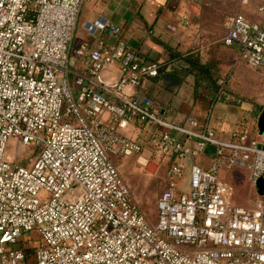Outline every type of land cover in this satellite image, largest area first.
I'll use <instances>...</instances> for the list:
<instances>
[{
    "label": "built area",
    "instance_id": "2783aa9c",
    "mask_svg": "<svg viewBox=\"0 0 264 264\" xmlns=\"http://www.w3.org/2000/svg\"><path fill=\"white\" fill-rule=\"evenodd\" d=\"M83 2L0 0V264H29V248L34 264H264V204L232 203L221 176L242 168L255 187L264 175L263 142L247 129L223 141L193 116L172 124L151 97L127 93L158 76L160 64L132 49L102 16L85 29L114 40L79 46L87 67L73 89L68 51ZM223 27L224 46L247 67H264L261 24L235 13ZM113 65L119 75L107 78ZM130 123L161 128L151 149L167 162L155 223L112 160L143 151L120 132ZM208 145L210 164H190L181 190L187 161ZM27 147L35 156L25 165L16 149Z\"/></svg>",
    "mask_w": 264,
    "mask_h": 264
},
{
    "label": "crops",
    "instance_id": "0c3cea01",
    "mask_svg": "<svg viewBox=\"0 0 264 264\" xmlns=\"http://www.w3.org/2000/svg\"><path fill=\"white\" fill-rule=\"evenodd\" d=\"M251 2L256 9L246 12L245 17L264 27V11H260V8L264 9V0ZM98 16L117 25L120 37L132 49L148 60L158 62L166 71L154 78L145 79L136 89L126 88L127 93L151 97L157 114L172 124L186 125L187 117L193 116L212 127L218 138L223 141H228L242 129H247L251 136L257 137L264 145V139L257 135L254 128L264 104L258 100L243 98V95L246 97L248 94L245 91L246 77L240 69L241 66H247L239 59L235 48L224 45L221 48L222 53L229 55L228 60L223 61V67L229 68L230 74L228 79H218L220 88L217 93L208 88V82L197 81L194 73L182 72L189 69V66L183 63L181 58L187 54L199 53L200 36L208 38V31L202 28L198 0H84L68 51L69 80L73 89L76 88L75 76L84 73L87 67V59L76 54L79 46H92L98 40H114L105 30L91 35L85 29L86 23ZM247 69L255 74V80L250 77V81L256 84L264 83V67ZM167 72H175L174 77L166 74ZM104 74L111 79L118 77V66H110ZM103 119L106 123H115L108 114H104ZM160 131L161 128L155 124L146 123H130L121 128L123 135L143 146L140 154L129 156L130 160L139 164V158L144 157L147 164L151 160L152 143ZM170 132L176 137H183L174 130ZM212 154L213 146L208 145L203 153L187 161L184 172L188 179L190 164L197 163L207 167ZM166 165L164 157L157 166L163 170V180ZM138 205L143 212L139 202Z\"/></svg>",
    "mask_w": 264,
    "mask_h": 264
},
{
    "label": "rangeland",
    "instance_id": "374dc122",
    "mask_svg": "<svg viewBox=\"0 0 264 264\" xmlns=\"http://www.w3.org/2000/svg\"><path fill=\"white\" fill-rule=\"evenodd\" d=\"M255 9L256 6L251 0H198V10L202 16V28L208 31V38L200 36L199 39L198 47L200 58L203 61L212 59L215 62V76L217 79H228L230 74L229 68L223 67V61H227L229 55L222 53L221 50L223 47L221 40L225 34L223 27L224 19L230 14H246V12ZM240 71L246 77L245 91L248 94L246 97L243 95V98L258 100L264 104V83L256 84L250 81V77L254 79L255 74L247 69V67L241 66ZM16 151L19 152V160L25 165H28L29 159L35 156L34 150L30 147H27L25 151L22 148H17ZM130 158L112 155L113 163L130 188L135 199L141 204L143 213L151 223H155L157 215L156 197L165 185L162 179L163 170L157 168L160 159L156 161L157 158L151 155V160L146 164L147 159L140 157L138 164L135 161H131ZM221 176L231 188L230 199L232 203L245 207H253L257 202L264 204V196L258 195L255 187L250 185L245 169L235 168L227 170L222 172ZM187 187L188 177L183 172L179 182V188L186 190ZM66 196L70 197L71 191L67 192Z\"/></svg>",
    "mask_w": 264,
    "mask_h": 264
},
{
    "label": "trees",
    "instance_id": "16d2710c",
    "mask_svg": "<svg viewBox=\"0 0 264 264\" xmlns=\"http://www.w3.org/2000/svg\"><path fill=\"white\" fill-rule=\"evenodd\" d=\"M179 54H175V56H178ZM172 56V53H171ZM181 61L183 63L187 64L189 66V69L182 70L185 74L187 73H194L196 80H204L209 83V89H211L214 92H218V89L220 88V85L217 83L218 79L215 76V69L216 65L215 62L211 60L203 61L200 58V53L197 54H187L184 57L181 58ZM164 68L160 65L159 67V73H164ZM166 74H169V76L174 77L175 72H167ZM34 250L29 248L26 250V260L29 264H34Z\"/></svg>",
    "mask_w": 264,
    "mask_h": 264
},
{
    "label": "water",
    "instance_id": "95a60500",
    "mask_svg": "<svg viewBox=\"0 0 264 264\" xmlns=\"http://www.w3.org/2000/svg\"><path fill=\"white\" fill-rule=\"evenodd\" d=\"M256 133L264 139V107L260 111L256 120ZM255 189L258 195L264 196V175L257 180Z\"/></svg>",
    "mask_w": 264,
    "mask_h": 264
}]
</instances>
